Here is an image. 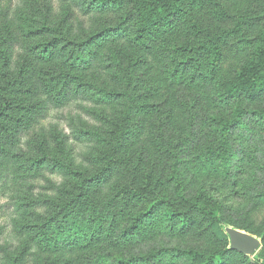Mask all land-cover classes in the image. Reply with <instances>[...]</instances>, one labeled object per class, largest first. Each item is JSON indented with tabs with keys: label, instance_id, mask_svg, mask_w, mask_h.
<instances>
[{
	"label": "rangeland",
	"instance_id": "rangeland-1",
	"mask_svg": "<svg viewBox=\"0 0 264 264\" xmlns=\"http://www.w3.org/2000/svg\"><path fill=\"white\" fill-rule=\"evenodd\" d=\"M99 1L0 0V60L12 75L11 80L18 78L22 65L30 70L41 67L37 52L40 42L58 40L56 59L46 65L58 72L69 64L63 55L69 56L68 48L73 40L102 34L107 28L114 29L91 45L98 57H90L91 70L79 75L80 81H73L68 93L75 90L77 94L69 100L49 102L30 110L25 123L19 124L14 132L12 152L17 158L4 170V174H9L7 185L0 184V264H46L43 261L49 254L44 258L28 255L31 247L27 245L28 236L32 235L28 226L47 216L48 202L59 200L57 191L63 177L53 170V165L41 168L34 158L48 154L64 156L65 152L61 153L58 148L65 143L61 135H66L69 137L68 171L87 169L93 173L108 163L104 139L112 128L111 120L114 122L119 112L124 114L125 111L119 110V98L108 96L106 90H123L121 77L113 72L123 71L125 58L132 55L141 60V65L133 66L135 93L125 99L131 97L142 106L136 115L142 122L134 127L141 130V136L132 138L130 150L126 146L120 149L123 159L111 166V175L104 177L110 179L112 191L120 186L135 188L147 179L155 186L160 179L163 185L158 189L168 188L166 193H175L174 199L166 197L172 207H167L164 213L191 212L179 226L169 221L163 227L156 226L154 233L160 236L152 243L154 247L194 249L197 262L193 264H209L210 258H214V264H264V119L247 113L243 126L234 133L231 174L212 170L203 179L204 182L209 180L204 186L208 194L222 202L232 216V223L223 224L226 239H216L211 221L199 207L187 201L188 194L191 198L195 190L181 186L187 194L177 193L179 182L171 175L174 163L169 162L171 158L166 156L169 153L162 145L164 140L175 139L191 129L198 132V139H204L207 134L204 116L215 110L227 114L240 105L249 111L264 110V97L243 104L236 99L214 107L207 105L220 83L231 78L251 57L252 40L264 26V0H207L202 6L188 9L170 29L162 31L140 49L133 47L128 38L135 21L130 17L132 0H114L105 5ZM238 24L242 31L235 30ZM210 38L219 39L222 45L223 55L216 71L208 68L209 58L195 47ZM105 43L107 46L101 48ZM188 46L189 51H185ZM110 48L119 51L116 58L110 54ZM11 80L2 81L0 94L4 87L12 84ZM31 82L37 84V79L34 77ZM39 92L42 98L50 99L44 89ZM111 99L115 102L106 104ZM188 105L194 106L195 113ZM159 108L166 110L168 123L149 117ZM74 131H87L91 135L86 142L76 139ZM93 155H99L103 161H92ZM156 201L162 203L159 197ZM239 236L258 239L260 249L248 256L231 246L233 251L223 256L230 248L229 240L234 243ZM21 256L25 258L21 260ZM12 257L20 260L13 261ZM89 259L83 255L80 261ZM190 261L191 257L186 256L178 264H190ZM164 263L173 264L169 255Z\"/></svg>",
	"mask_w": 264,
	"mask_h": 264
},
{
	"label": "trees",
	"instance_id": "trees-1",
	"mask_svg": "<svg viewBox=\"0 0 264 264\" xmlns=\"http://www.w3.org/2000/svg\"><path fill=\"white\" fill-rule=\"evenodd\" d=\"M110 1L114 0L99 2L105 5ZM206 1L132 0V16L130 17H133L135 21L131 35L128 37L130 43L136 49L142 48L147 41L159 36L162 31L170 29L188 9L202 6ZM113 30L107 28L102 34L73 40L74 46L70 43L71 48H68L69 56L63 55L69 64L66 69L58 72L46 66L56 59L55 49L58 40L38 43L37 52L41 67L30 70L22 65L17 79H10L12 75L6 71L7 66L0 60V86L3 80H11L12 83L4 87L3 93L0 94V184L7 185L9 174H4V170L12 164L13 158H17L12 151L15 149L14 132L20 126L19 124L25 123L31 113L29 111L37 106L43 107L49 102L57 103L61 99L66 101L76 95L75 90L68 93L72 89L73 81L79 80V75L91 70L93 64L88 62L90 57L93 58L95 55L98 57V53L92 49L91 45L96 44V39L102 38ZM235 30L242 31V27L238 24ZM252 43L253 51L249 60L231 78L220 83L207 105L214 107L236 99L238 103L243 104L255 102L264 97V26H261V30ZM67 44H69L68 41ZM106 44L101 48H105ZM195 47L202 56L209 58L206 61L208 68L216 71L223 55L219 39L210 38ZM189 49L188 46L185 51ZM110 54H114L116 58L119 51L110 48ZM124 62L123 71L113 72L117 77H121L124 83L123 90L112 91L108 88L106 90L108 96L119 98V110L125 111L124 114L119 112V117L114 122L111 120L112 128L106 135L108 139H104L106 142L104 155L108 157V163L102 164L104 165L102 169L93 173L87 169L68 171L69 137L66 135H61L65 143L58 148L61 153L65 152L64 156L51 157L48 154L34 158L41 168H51L53 165V170L63 177V184L57 191L59 200L48 202L47 216L41 218L39 223L28 226L32 230V235L28 236L27 242V245L31 244L28 255L44 258L47 253L49 257L43 261L46 264H165L164 259L168 255L173 264H178L186 256L191 257L190 264L197 262V252L194 249L182 251L178 248L166 247V245L155 247L152 245L160 236L154 233L156 226L163 227L167 221L173 226H179L180 221L188 219L191 213L188 211L183 214L164 213L167 207H172V202L166 197L170 196L174 199L175 193L171 194L170 191L166 193L168 188L158 189L157 187L163 185L160 179L155 186L151 179H147L145 182H139V185L136 184L135 188L120 186L113 192L110 179L104 178L111 175V166L123 159L120 149L126 146L127 150H130L132 138L141 136V130L138 131V128L134 127L142 122L136 116L142 106L131 97L125 99L127 95L132 96L135 93L136 69L133 66L141 65V60H136V55H132L127 56ZM34 77L37 79V84L31 82ZM43 89L47 91L50 99L41 97L39 91ZM30 96L31 100H29ZM114 102L111 99L106 104ZM188 106L195 113L194 106ZM248 111L241 105L227 114L215 110L204 116V124L207 128L204 139L202 137L198 139V132L191 129L175 139L162 142L163 149L169 153L166 156L171 158L169 162L174 163L171 175L179 182L180 187L177 188V193L187 194L181 186L195 190V195L189 198L188 194L186 199L195 207H199L206 219L211 221L212 234L219 240L227 237L223 231V224L232 223L233 219L225 205L208 194L207 187L204 186L209 180L204 182L203 179L212 170L225 175L231 174L235 131L243 126L247 113L259 115L261 119H264V110ZM166 114L165 109L159 108L154 109L149 117H155L158 122L168 123ZM160 133L163 135L164 132L160 131ZM73 135L76 139L87 142V137L91 133L74 131ZM171 149L174 154H171ZM91 160L97 163L103 161L99 155H93ZM158 197L162 200L161 204L154 202ZM229 243L230 248L222 254L223 256L233 251L231 246L233 248L234 243L230 240ZM83 255L89 256L90 259L87 262L80 261ZM24 258L25 256H21V260ZM13 259V261L20 260L16 257ZM214 263V258H210L209 264Z\"/></svg>",
	"mask_w": 264,
	"mask_h": 264
},
{
	"label": "water",
	"instance_id": "water-1",
	"mask_svg": "<svg viewBox=\"0 0 264 264\" xmlns=\"http://www.w3.org/2000/svg\"><path fill=\"white\" fill-rule=\"evenodd\" d=\"M260 246L261 242L254 237L239 236L234 241L233 249L241 254L251 256L260 249Z\"/></svg>",
	"mask_w": 264,
	"mask_h": 264
}]
</instances>
